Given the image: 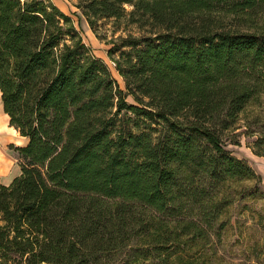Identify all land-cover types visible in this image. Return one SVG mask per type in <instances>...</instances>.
I'll use <instances>...</instances> for the list:
<instances>
[{
  "label": "trees",
  "instance_id": "obj_1",
  "mask_svg": "<svg viewBox=\"0 0 264 264\" xmlns=\"http://www.w3.org/2000/svg\"><path fill=\"white\" fill-rule=\"evenodd\" d=\"M75 7L146 35L108 50L122 90L51 0H0L1 102L27 139L0 184V264H227L229 209L264 195L226 149L242 135L264 159V0Z\"/></svg>",
  "mask_w": 264,
  "mask_h": 264
},
{
  "label": "rangeland",
  "instance_id": "obj_2",
  "mask_svg": "<svg viewBox=\"0 0 264 264\" xmlns=\"http://www.w3.org/2000/svg\"><path fill=\"white\" fill-rule=\"evenodd\" d=\"M64 15L68 16L77 29L83 43L89 47L92 54L101 59L109 68L113 78L117 81L120 89L124 90L123 79L116 72L112 59L107 55L113 44L128 35L141 37L146 35L135 26H126L124 21H120L119 26L109 21H101L92 30L86 18L75 7L76 0H51ZM228 21L232 18L228 17ZM255 23L256 26H264V18H260ZM228 24V23H227ZM247 28V27H246ZM255 30V29H251ZM129 103H133L129 98ZM123 114V113H122ZM121 114V115H122ZM122 117V116H120ZM128 117H133L128 113ZM240 128L234 132L235 136L243 132ZM9 134L0 140L2 144L0 161L6 162L7 166L0 167V171L8 172V177L2 182H7L11 177L20 173L18 154L15 151L17 146L22 145V140L8 131ZM239 145L227 144L226 149L238 159L245 160L260 177L261 188L264 192V159L252 154L248 148L252 138L244 136L236 137ZM234 204L228 211L229 223L222 235L219 257L227 264H264V195L259 201H248L246 203ZM263 218L262 220L259 219Z\"/></svg>",
  "mask_w": 264,
  "mask_h": 264
},
{
  "label": "crops",
  "instance_id": "obj_3",
  "mask_svg": "<svg viewBox=\"0 0 264 264\" xmlns=\"http://www.w3.org/2000/svg\"><path fill=\"white\" fill-rule=\"evenodd\" d=\"M8 131H12L14 135L18 136L22 140V145L17 146V147H24L27 144V139L24 138V137H20L19 134L17 133V131L13 127H11L9 125V117H8L7 114H5L3 112V106H2L1 94H0V140H2V138H4L3 136L9 134ZM1 148H2V144L0 142V152L2 151ZM1 166L5 168L7 166L6 162L5 161L4 162L0 161V167ZM20 173L18 175H15V176L11 177L5 183V182H2V181L7 179L8 172L4 173V171H2V172L0 171V184L5 185V186L9 185L14 178H16V177H18L20 175Z\"/></svg>",
  "mask_w": 264,
  "mask_h": 264
},
{
  "label": "built area",
  "instance_id": "obj_4",
  "mask_svg": "<svg viewBox=\"0 0 264 264\" xmlns=\"http://www.w3.org/2000/svg\"><path fill=\"white\" fill-rule=\"evenodd\" d=\"M113 64V63H112ZM113 66H114V64H113Z\"/></svg>",
  "mask_w": 264,
  "mask_h": 264
}]
</instances>
